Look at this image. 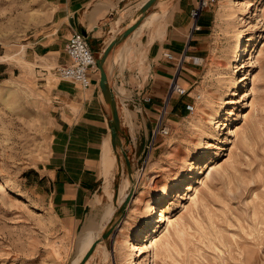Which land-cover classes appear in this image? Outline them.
I'll list each match as a JSON object with an SVG mask.
<instances>
[{
  "label": "rangeland",
  "instance_id": "1",
  "mask_svg": "<svg viewBox=\"0 0 264 264\" xmlns=\"http://www.w3.org/2000/svg\"><path fill=\"white\" fill-rule=\"evenodd\" d=\"M207 9L208 55L195 83L178 84L189 96H180L185 104L177 116L168 108L159 116L167 135L151 144L157 122L117 90L131 140L111 146L114 176L105 184L94 233H85L69 232L55 218L36 172L57 135L52 90L59 79L55 63L29 54L47 33L53 7L49 0H0V65L8 70L0 77V264H80L90 248L85 237L99 239L107 225L86 264H127V242L145 205L180 170L185 178L158 206L152 227L135 238L147 247L137 262L264 264L255 235L264 232V0H215ZM251 79L256 93L242 97ZM192 103L189 113L185 105ZM141 122L150 135L139 156ZM126 179L132 193L120 211Z\"/></svg>",
  "mask_w": 264,
  "mask_h": 264
},
{
  "label": "crops",
  "instance_id": "2",
  "mask_svg": "<svg viewBox=\"0 0 264 264\" xmlns=\"http://www.w3.org/2000/svg\"><path fill=\"white\" fill-rule=\"evenodd\" d=\"M146 1L49 0L53 12L47 33L29 56L31 60L45 57L57 66L66 64L64 43L73 31H79L99 57L110 42L133 25V18ZM198 1L156 0L141 24L110 51L104 69L115 96L122 144L127 145L131 136L123 130V103L117 90L126 91L129 102L150 123L156 124L167 108L168 115L177 116L178 108L185 104L180 96L170 93V87L195 83L209 50L210 10H201L196 19L191 17ZM165 52L174 60H166ZM5 75L8 70L0 65V77ZM91 81L88 89L56 81L52 101L57 135L49 155L36 169L40 184L46 187L50 209L69 232L94 233L105 184L114 176L110 107L99 89V76L91 75ZM145 124L138 126L142 131L135 153L139 156L150 135Z\"/></svg>",
  "mask_w": 264,
  "mask_h": 264
},
{
  "label": "built area",
  "instance_id": "3",
  "mask_svg": "<svg viewBox=\"0 0 264 264\" xmlns=\"http://www.w3.org/2000/svg\"><path fill=\"white\" fill-rule=\"evenodd\" d=\"M214 2L215 0H199L196 8L191 12V17L196 19L201 10L207 9ZM63 50L68 62L56 66L54 68V73L59 80L69 81L78 84L83 89H88L92 82L91 75L98 73V68L96 65V57L90 49L87 37L79 31H73L65 41ZM163 57L168 61L174 60V56L169 52L163 53ZM170 93L178 96H189L187 89L179 87L176 83L171 85ZM193 105L194 103L186 104L185 109L189 113H192L194 110ZM164 111L165 110L162 112ZM167 134L168 129L162 126V119L159 117L151 137V144L156 140L157 136H164ZM146 148H148V146Z\"/></svg>",
  "mask_w": 264,
  "mask_h": 264
},
{
  "label": "bare ground",
  "instance_id": "4",
  "mask_svg": "<svg viewBox=\"0 0 264 264\" xmlns=\"http://www.w3.org/2000/svg\"><path fill=\"white\" fill-rule=\"evenodd\" d=\"M153 14H151L149 17H151ZM148 16V15H147ZM146 16V17H147ZM139 16H135L133 18V23L136 21V19L138 18ZM145 17V18H146ZM249 17V16H248ZM144 18V19H145ZM143 19V20H144ZM142 20V21H143ZM141 21V22H142ZM140 22V24H141ZM139 24V25H140ZM138 25V26H139ZM137 26V27H138ZM136 27V28H137ZM135 28V29H136ZM134 29V30H135ZM239 41L237 42V51L238 53L240 52V50L242 49L243 45V35H240L238 37ZM248 48V47H247ZM244 49V48H243ZM238 55V54H237ZM237 58V56H236ZM233 59V58H232ZM112 67V66H111ZM112 69V68H111ZM96 76H100L99 73H96L95 74ZM245 79H249L247 77L244 78ZM252 80V79H251ZM254 80V79H253ZM252 80V82L250 83V87L247 88V90L245 92H243L242 94V97H246V96H249L251 94H255L256 93V87L254 85V81ZM108 83V81H107ZM108 87L109 84H107ZM246 86V85H245ZM111 89V87H110ZM112 90V89H111ZM123 92V91H122ZM121 93V92H119ZM123 94V93H122ZM238 98V97H237ZM223 120V119H222ZM220 121V120H219ZM213 123V122H212ZM224 123V122H223ZM214 125V124H213ZM224 130V129H223ZM206 133L204 132L203 135H205ZM203 144V143H202ZM218 147V146H217ZM135 176V175H134ZM185 178V173L182 172V170H180L178 176H176L174 182H172L170 185H168L160 194L159 196H157L154 200H151L149 202H147V204L145 205L142 213L140 214V218H139V222H138V225L136 226V229L133 233V235L131 236L130 240L127 242V250L128 252H130V256L127 260V264H142L141 262H137V259L136 257H142V254L145 253V249L147 248L146 246H143L142 248H139L136 244H134V241H135V238L136 237H140L142 236L143 234L146 233V231L152 227L153 223H154V217H155V211L156 209L158 208V206L165 200V198L175 190V188L178 186L179 182L182 181L183 179ZM131 185H130V181L128 179H126L124 181V183H122V185L120 186V189H119V196L127 190L126 192V195L127 197H129L132 193V189H131ZM135 190V189H134ZM130 193V194H129ZM125 195V196H126ZM23 196V195H22ZM171 195H169L170 197ZM126 197V198H127ZM168 197V198H169ZM184 199V198H183ZM110 221V220H109ZM108 223V222H107ZM107 228H109V225H107ZM261 232V231H260ZM89 233V232H88ZM257 235L256 238L257 240L260 239L261 240V243H259L258 245H261L263 246L264 245V238H263V235H264V232L261 234V233H257L255 234ZM85 247H91L92 244L96 241L93 239L92 235L88 234L85 239ZM136 243V242H135ZM90 249V248H89ZM88 249V250H89ZM168 251V250H167ZM262 251H264V247L262 248ZM87 253V251L81 255H79L78 257V260H81L84 255ZM140 260V259H139ZM87 261L84 263L86 264ZM146 264V263H145Z\"/></svg>",
  "mask_w": 264,
  "mask_h": 264
},
{
  "label": "water",
  "instance_id": "5",
  "mask_svg": "<svg viewBox=\"0 0 264 264\" xmlns=\"http://www.w3.org/2000/svg\"><path fill=\"white\" fill-rule=\"evenodd\" d=\"M155 1L156 0H147L141 6L139 11L137 12L136 16L138 15L139 17L136 19V21L133 23V25H131L128 29H126L118 37H116L112 42H110V44L103 50V52L98 57V59H96V65H97V68L99 70V75H100L99 76V89L101 91L103 98L108 103V105L110 107V112H111V118L109 121V130H110V134H111V145L113 148H116L117 146H119L121 148V140L119 137L120 124H119V116H118V110H117V105H116V101H115V96L113 94V91L107 85L108 83H107V76H106L105 69H104V64H105V61H106L110 51L117 44H119L123 39H125L140 24V22L147 16L148 9L152 6V4ZM122 155L124 157L127 172L130 173L131 172L130 165H129L128 159H127V157L123 151H122ZM130 196L126 198V200H125L124 204L122 205L120 211H122L125 208V205L129 201ZM109 230H110V226L105 231L106 233L104 235H102L99 239H97L92 244L90 249L87 251V253L84 255V257L81 259L80 264H84L87 261V259L90 256L93 248L95 247V245L100 240H102L106 237V234L109 232Z\"/></svg>",
  "mask_w": 264,
  "mask_h": 264
}]
</instances>
